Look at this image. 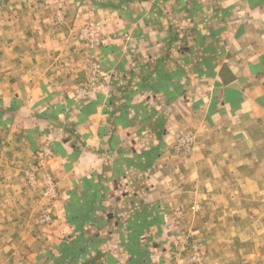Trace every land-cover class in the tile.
<instances>
[{
	"label": "crops",
	"instance_id": "obj_1",
	"mask_svg": "<svg viewBox=\"0 0 264 264\" xmlns=\"http://www.w3.org/2000/svg\"><path fill=\"white\" fill-rule=\"evenodd\" d=\"M180 128L197 137L182 158ZM263 130L264 0H0V195L17 211L0 217L14 228L0 264H186L197 230L211 233L198 264H264L257 217L239 226L228 199L179 212L215 195L199 179L244 190L253 175L202 168L243 163Z\"/></svg>",
	"mask_w": 264,
	"mask_h": 264
},
{
	"label": "rangeland",
	"instance_id": "obj_2",
	"mask_svg": "<svg viewBox=\"0 0 264 264\" xmlns=\"http://www.w3.org/2000/svg\"><path fill=\"white\" fill-rule=\"evenodd\" d=\"M82 28L88 29L89 36L86 37L82 35L81 29L79 34L86 41L87 48L89 47L88 54L91 55L89 49L94 50V52L100 49L102 44V38H101L102 34L98 28V24H93V26L87 25ZM94 56H95V60L94 59L91 60L90 62L91 66L88 69V73L91 77H96L98 75H101L102 73H104L105 70L103 62L100 60L97 54ZM119 85L120 86H117V88L122 87V83H120ZM176 136H177V140L174 145L175 152H177L179 156H181V158L191 155L195 149L194 145L197 141L195 132H193L190 129L180 128L179 130H177ZM259 137H260L259 145L255 147L254 150H252V147L245 148L247 152L245 156V161L243 163L220 164L221 167L218 164L215 166L206 164L202 168L204 171L207 172H211L214 170H220V171L222 170L223 172L226 173H229L230 171L231 172L239 171L240 173L243 172L248 173L249 176L253 175L252 178L243 179L244 190L239 191L241 187V180L226 179L225 176L224 178L199 179L198 180L199 184H203V187L205 189L211 188L212 189L211 191H213L215 195H212L210 197V195L208 194V190H205L206 192L204 193V195L206 196L204 197L202 196V198H199V200L191 202L186 207H180L179 212L181 213L183 211H189V212L197 213L200 211V207L203 204V202L209 199L210 201L214 200L217 202L218 201L225 202L228 199L229 202H232V204L235 205L231 212L234 214V218L235 219L241 218V220H244V223H239L237 221L235 222H237L239 226L242 225L245 226L247 222H249V216L253 215L255 219L257 217L256 224L258 225L257 227L258 233L256 234L264 235V130L259 133ZM251 154H255L254 156H257L258 161L257 160L252 161L255 159L254 158L252 160L250 159ZM1 166L2 163H0V168ZM1 181L2 178H0V186L3 185V182ZM220 187L224 188V190L226 189V191H229L230 193H228L227 195L226 194L218 195L217 189H219ZM230 197H232V199H230ZM27 200L29 199L28 198L19 199V201H22V203L26 202V204H29L30 202H28ZM0 201H2L4 204H7L9 206V210L5 209L4 206H2L1 209L4 208L5 210H0V217H3L4 220L1 222L8 223V221H5V219L12 218L14 216V213L17 214V211L14 208L12 209L13 196L5 195V194H3V196L0 195ZM15 202L18 204V201ZM236 202H238L239 205L243 206L242 208H244V211L235 210ZM234 211H236V213ZM34 214L35 212H33L32 215L34 216ZM242 214H244L243 217H241ZM24 217H26V214L24 215ZM13 230H14L13 227L0 226V245L2 242L6 241L7 238L10 237ZM221 230H223V228ZM209 235H211V233L205 232V230L202 231L197 230L195 232L190 233L189 235H183L184 241L180 243L181 249H179L181 256L186 252V248L189 247L188 245H190L191 243L197 244L200 247L203 254L200 261L197 262L196 264L200 263L202 260H204V258H206L208 253L209 240L207 239V236Z\"/></svg>",
	"mask_w": 264,
	"mask_h": 264
},
{
	"label": "built area",
	"instance_id": "obj_3",
	"mask_svg": "<svg viewBox=\"0 0 264 264\" xmlns=\"http://www.w3.org/2000/svg\"><path fill=\"white\" fill-rule=\"evenodd\" d=\"M81 34L84 36H89L88 29L82 28ZM188 145V144H187ZM42 186H43V193L49 200H52L56 197V189L54 185V181L49 177L45 176L42 178ZM46 215L48 216L47 212H43L41 219H46ZM189 247L186 248V252L182 254V258L186 264H196L200 261L202 257V251L197 244L191 243L188 245Z\"/></svg>",
	"mask_w": 264,
	"mask_h": 264
}]
</instances>
